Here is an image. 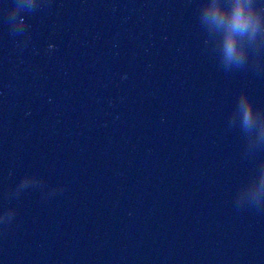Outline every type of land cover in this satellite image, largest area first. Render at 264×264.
<instances>
[{
    "label": "water",
    "instance_id": "1",
    "mask_svg": "<svg viewBox=\"0 0 264 264\" xmlns=\"http://www.w3.org/2000/svg\"><path fill=\"white\" fill-rule=\"evenodd\" d=\"M209 3L0 0V264H264V26Z\"/></svg>",
    "mask_w": 264,
    "mask_h": 264
},
{
    "label": "clouds",
    "instance_id": "2",
    "mask_svg": "<svg viewBox=\"0 0 264 264\" xmlns=\"http://www.w3.org/2000/svg\"><path fill=\"white\" fill-rule=\"evenodd\" d=\"M206 18L212 23L223 26L225 29V53L228 59L239 61L246 49L241 38L258 32L264 26V0L258 6L254 0H211L206 5ZM241 108L246 122L254 116V108L251 101L242 97Z\"/></svg>",
    "mask_w": 264,
    "mask_h": 264
}]
</instances>
